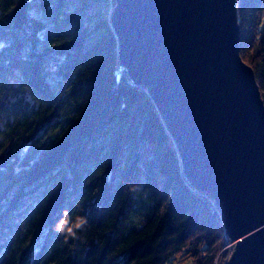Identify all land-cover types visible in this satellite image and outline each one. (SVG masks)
<instances>
[{
    "label": "trees",
    "instance_id": "1",
    "mask_svg": "<svg viewBox=\"0 0 264 264\" xmlns=\"http://www.w3.org/2000/svg\"><path fill=\"white\" fill-rule=\"evenodd\" d=\"M113 7L0 0V264H225L214 199L120 65ZM237 10L264 105V0Z\"/></svg>",
    "mask_w": 264,
    "mask_h": 264
},
{
    "label": "water",
    "instance_id": "2",
    "mask_svg": "<svg viewBox=\"0 0 264 264\" xmlns=\"http://www.w3.org/2000/svg\"><path fill=\"white\" fill-rule=\"evenodd\" d=\"M110 16L121 67L221 213L228 264H264V105L239 53L237 0H115Z\"/></svg>",
    "mask_w": 264,
    "mask_h": 264
},
{
    "label": "rangeland",
    "instance_id": "3",
    "mask_svg": "<svg viewBox=\"0 0 264 264\" xmlns=\"http://www.w3.org/2000/svg\"><path fill=\"white\" fill-rule=\"evenodd\" d=\"M113 8H112V10H113ZM112 10H111V12H112ZM227 248H228V253H226V255H225L224 263H226L228 258L230 257L229 251H233L235 246L232 245V247H231L229 244V246H227ZM191 260H192L191 257H186L185 254L183 252H181L179 254H176L174 259L167 264H191Z\"/></svg>",
    "mask_w": 264,
    "mask_h": 264
},
{
    "label": "built area",
    "instance_id": "4",
    "mask_svg": "<svg viewBox=\"0 0 264 264\" xmlns=\"http://www.w3.org/2000/svg\"><path fill=\"white\" fill-rule=\"evenodd\" d=\"M232 245H233V243L230 244L231 247H232ZM233 246H234V245H233ZM231 254H232V253H229V256H230V257L228 258V260H227V262H226L225 264H228V263H229V260H230V258H231Z\"/></svg>",
    "mask_w": 264,
    "mask_h": 264
},
{
    "label": "bare ground",
    "instance_id": "5",
    "mask_svg": "<svg viewBox=\"0 0 264 264\" xmlns=\"http://www.w3.org/2000/svg\"><path fill=\"white\" fill-rule=\"evenodd\" d=\"M235 246V245H234ZM233 252V251H232Z\"/></svg>",
    "mask_w": 264,
    "mask_h": 264
}]
</instances>
